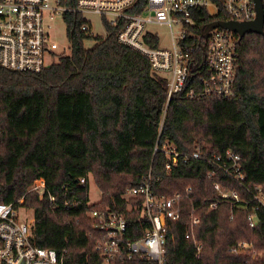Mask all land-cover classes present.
Wrapping results in <instances>:
<instances>
[{"label":"trees","instance_id":"16d2710c","mask_svg":"<svg viewBox=\"0 0 264 264\" xmlns=\"http://www.w3.org/2000/svg\"><path fill=\"white\" fill-rule=\"evenodd\" d=\"M59 1L63 7L75 6V0ZM202 16L209 25L228 19L222 12ZM63 21L69 53L52 66L37 74L0 66V202L23 199V206L33 210V243L57 254L65 251L64 264H102L96 244L106 234L95 229L89 214L124 213L126 238L142 237V198L127 202L123 197L150 170L157 196L191 188L180 220L167 222L165 264H264L263 212L260 225L252 229L246 213L231 211L227 204L214 211L199 209L194 231L202 247L198 258L193 242L184 237L190 209L214 198L215 183L243 193L222 175L208 177L214 169L207 162L211 156L227 150L239 155L244 184L264 192V30L238 40L231 96L190 99L188 85L167 103L166 80L151 73L146 57L118 43L116 29L107 27L106 37L99 39L81 30L80 14L65 13ZM86 41L95 45L86 49ZM150 43L157 46L156 39ZM164 143L181 156L198 148L203 159L183 162L180 157L167 171V156L154 153ZM82 178L85 184L80 185ZM90 178L101 194L92 205ZM38 179L45 181L54 202L47 195L39 199L26 193ZM65 200L75 206L65 209ZM241 242L248 252L263 256L228 252ZM115 264L148 263L133 259Z\"/></svg>","mask_w":264,"mask_h":264},{"label":"built area","instance_id":"2783aa9c","mask_svg":"<svg viewBox=\"0 0 264 264\" xmlns=\"http://www.w3.org/2000/svg\"><path fill=\"white\" fill-rule=\"evenodd\" d=\"M264 11V0H261ZM214 17L222 12L228 19L223 22H250L255 19L253 0H75L74 7H63L59 0H0V66L19 73H40L55 62L49 50V29L51 22L65 13L82 16L81 30L93 37L89 23L84 16H97L101 25L117 30L119 44L136 50L146 57L151 73L166 80L168 103L175 95H180L189 85L186 97L190 99H211L232 95L238 58L236 33L220 28L208 29L209 23L202 13ZM166 27L170 34V47L160 48L159 39L149 27ZM173 28H178L174 33ZM151 39L157 40L152 47ZM195 79V82L191 81ZM163 152L168 162L165 169L171 170L178 158L203 159L197 148L191 155L181 156L176 148L164 143L154 149ZM240 156L227 150L222 155L207 159L214 169L209 178L224 176L236 183L242 195L234 189L215 183L214 198L202 202L189 211V221L185 229V239L191 240L199 257L201 245L195 241L194 231L200 222L197 211L206 206V211H214L221 204L230 206L231 211L246 213L250 228H257L260 213H264V192L261 187H248ZM138 187L128 189L124 199L142 198L140 209L142 221L146 225L142 237L128 240V220L124 213L89 214L95 222V229L106 234V239L98 241L96 251L102 264H115L133 259L148 264H165V232L167 222L177 223L183 213V202L189 201L191 188L177 192L170 197L157 196L151 190V173L141 177ZM85 184V179L79 180ZM26 193L35 194L39 199L48 196L43 179L33 182ZM127 212H131L127 204ZM74 202L65 200L63 207L70 209ZM31 212V215H30ZM33 210L23 206V199L16 203L0 202V264H64V254L54 250L39 248L33 243ZM233 218L231 213L230 220ZM248 245L238 243L229 249L235 256L261 258L262 253L248 252Z\"/></svg>","mask_w":264,"mask_h":264},{"label":"rangeland","instance_id":"374dc122","mask_svg":"<svg viewBox=\"0 0 264 264\" xmlns=\"http://www.w3.org/2000/svg\"><path fill=\"white\" fill-rule=\"evenodd\" d=\"M84 20H86L91 29V34L93 38L103 39L106 37V31L101 25V22L97 16H84ZM152 33L156 34L159 39V47L160 48H168L170 47V34L169 29L166 27H149L148 28ZM178 28H173L174 33H177ZM95 45V41H86L84 42V47L86 49L92 48ZM49 50L53 54L54 62L57 61V58L61 55H67L69 53V44L66 38V27L62 18L57 17L51 22V26L49 29V42H48ZM101 198V194L97 189L92 178L89 179V192H88V200L89 204H95L99 202ZM31 215V212H30Z\"/></svg>","mask_w":264,"mask_h":264},{"label":"water","instance_id":"95a60500","mask_svg":"<svg viewBox=\"0 0 264 264\" xmlns=\"http://www.w3.org/2000/svg\"><path fill=\"white\" fill-rule=\"evenodd\" d=\"M255 9V19L250 22H216L210 24L208 29L220 28L223 30L234 32L241 39L244 35L249 33L263 34L264 30V11L261 0H253Z\"/></svg>","mask_w":264,"mask_h":264}]
</instances>
